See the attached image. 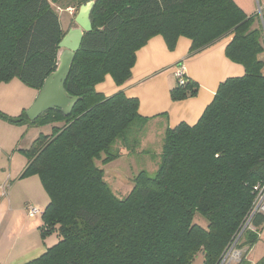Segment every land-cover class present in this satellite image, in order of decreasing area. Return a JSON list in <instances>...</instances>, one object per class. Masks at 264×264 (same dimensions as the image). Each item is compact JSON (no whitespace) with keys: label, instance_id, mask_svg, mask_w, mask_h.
<instances>
[{"label":"trees","instance_id":"1","mask_svg":"<svg viewBox=\"0 0 264 264\" xmlns=\"http://www.w3.org/2000/svg\"><path fill=\"white\" fill-rule=\"evenodd\" d=\"M62 1L0 0V84L17 78L41 88L65 33ZM86 1L65 3L77 10ZM90 20L64 83L80 97L71 112L54 108L29 120L25 110H0V119L51 129L23 149L29 160L20 178L38 176L49 199L40 235L55 232L58 241L25 264H189L198 252L202 264H217L264 179V6L247 15L233 0H96ZM156 35L169 50L179 37L189 39V55L228 37L225 55L244 72L219 83L196 123L164 130L155 174L139 170L119 198L96 160L136 151L148 118L138 113L137 98L122 90L104 96L96 85L106 76L123 85L136 52ZM197 89L186 78L170 97L182 100ZM263 224L261 214L253 217L237 264L249 262Z\"/></svg>","mask_w":264,"mask_h":264},{"label":"crops","instance_id":"2","mask_svg":"<svg viewBox=\"0 0 264 264\" xmlns=\"http://www.w3.org/2000/svg\"><path fill=\"white\" fill-rule=\"evenodd\" d=\"M233 1L247 15L255 13L260 15L264 6V0ZM64 11L70 15L68 9ZM61 26L63 28L62 24ZM229 40L228 37L220 38L189 55V39L179 37L174 49L169 50L164 39L156 35L136 52L131 76L123 85L116 86L111 77L106 76L103 82L96 85V90L104 96L122 90L126 96L137 98L138 113L148 118L147 127L155 133V137L160 138L167 127H174L180 122L189 125L196 123L205 107L211 102L219 83L228 77L243 74V66L231 61L225 55L224 49ZM260 57L263 61L264 74V52ZM180 63L184 66L186 78L195 82L198 89L194 96L174 101L170 97V91L177 84L174 70ZM27 87L17 78L1 83L0 109L13 108L14 114H20L27 109L38 93V90H30ZM23 92L25 95L22 94ZM148 132L149 130L146 131L141 146L148 142L149 137L146 136ZM38 133L39 131L33 132L30 139H34ZM11 170L8 178L0 184V264H25L56 243L58 236L52 232L44 238L41 237V214L29 217L25 205L34 204L43 211L49 199L40 192L34 180L26 182L28 187L32 185L31 194L26 188L23 190L22 184L12 191L16 181L21 180L20 175L23 170L14 174ZM15 174L18 179L12 182L7 190L6 180L11 179ZM249 253L246 257L248 260Z\"/></svg>","mask_w":264,"mask_h":264},{"label":"rangeland","instance_id":"3","mask_svg":"<svg viewBox=\"0 0 264 264\" xmlns=\"http://www.w3.org/2000/svg\"><path fill=\"white\" fill-rule=\"evenodd\" d=\"M66 0H63L58 4L60 9L59 20L63 25L64 30L71 25L72 19L77 10L75 8H70V15L64 11L66 7ZM62 7V8H61ZM75 12V13H74ZM32 90L31 87H27ZM2 89V88H1ZM0 89V91H1ZM24 94V92L22 93ZM25 95V94H24ZM4 103V102H3ZM3 105V104H1ZM8 116H17L18 113L14 114L13 108L0 109ZM26 110V109H25ZM145 131L149 130L147 137L149 140L147 143H144V146H139L138 149L134 152L123 150L119 157L114 158L104 164L100 160H96V163L104 169V180L112 190V192L119 198H123L131 190L133 185V176L137 174L139 170H145L150 176H153L157 170V163L159 160V153L161 151L162 135L155 137V133H152L148 127ZM50 125L36 127L26 123H11L7 120L0 119V184L3 183L5 179L8 178L10 174V169L12 174L17 173L19 170H23L28 163L29 157L23 151L27 149L33 138L30 139L31 134L36 131H42L44 133L50 132ZM34 137V136H33ZM150 141V142H149ZM13 176L11 179L6 180L8 186L7 190L11 186V183L14 182L18 177ZM17 180L13 190H16L20 184L23 185L29 191V194L32 192V185L28 187V181L34 180L36 186H38L40 192H43L45 198L47 196L44 191L41 182L36 175H30ZM27 184V185H26ZM22 190V189H21ZM1 191V190H0ZM201 222L206 223V220L201 216H197ZM241 254L245 250V247L239 249ZM264 256V224L260 227L258 232V237L254 242L250 253L249 260L245 264H255ZM241 257V255H240ZM203 255L201 252H198L194 259L189 264H202ZM237 264V263H232Z\"/></svg>","mask_w":264,"mask_h":264},{"label":"water","instance_id":"4","mask_svg":"<svg viewBox=\"0 0 264 264\" xmlns=\"http://www.w3.org/2000/svg\"><path fill=\"white\" fill-rule=\"evenodd\" d=\"M95 1L88 0L79 6L72 25L59 41L55 56V68L44 78L34 101L25 110L29 120H34L41 113L54 108L60 109L64 115H67L79 100L80 97L67 93L64 83L84 34L92 29L90 13Z\"/></svg>","mask_w":264,"mask_h":264},{"label":"built area","instance_id":"5","mask_svg":"<svg viewBox=\"0 0 264 264\" xmlns=\"http://www.w3.org/2000/svg\"><path fill=\"white\" fill-rule=\"evenodd\" d=\"M70 10V7L67 8ZM177 82L183 84L185 82L186 76L184 74V66L180 63L174 70ZM254 198L252 200L251 208L247 214L245 221L241 225L238 233L233 238V240L227 245L226 249L222 253L217 264H232L238 263L240 261L241 252L239 250L238 243L241 239L242 234L246 229L251 228V221L253 217L257 214H261L264 217V179L258 182L254 188ZM25 209L29 217H34L42 213L41 209L34 204H26Z\"/></svg>","mask_w":264,"mask_h":264}]
</instances>
